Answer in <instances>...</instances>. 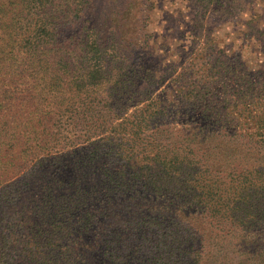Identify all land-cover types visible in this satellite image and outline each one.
<instances>
[{"label":"trees","instance_id":"1","mask_svg":"<svg viewBox=\"0 0 264 264\" xmlns=\"http://www.w3.org/2000/svg\"><path fill=\"white\" fill-rule=\"evenodd\" d=\"M187 1L201 33L264 8ZM92 5L0 0V264H264L259 76H159L137 53L152 5L101 24Z\"/></svg>","mask_w":264,"mask_h":264},{"label":"rangeland","instance_id":"2","mask_svg":"<svg viewBox=\"0 0 264 264\" xmlns=\"http://www.w3.org/2000/svg\"><path fill=\"white\" fill-rule=\"evenodd\" d=\"M92 2V15L100 24L103 23L101 21L127 13L129 9L134 12L141 6L140 4L145 13L143 4L146 3L147 8L152 5L149 16L145 14L144 25L140 27L147 44L143 49H137V53H142L145 58H151L150 66H153V63L154 66H159V76L170 62L180 60L191 64L194 73L198 72L203 76L202 79H198L199 87H202L209 84L204 79L206 76L217 78V61L233 60L231 66L236 70L233 76L236 84L246 75L259 76L261 83H257L259 80L253 83L255 91L260 89L259 84H264V8L260 5H252L244 13L235 11L232 13L235 15L234 18L229 21L211 19V23L206 25V29L201 33L193 28V15L187 0H92ZM106 39L110 40L107 37ZM193 64L201 69L195 70ZM180 72H183L181 67L178 73ZM163 88L161 86L158 93L162 92ZM205 88L201 91L209 92L208 100L220 102L217 92L219 88L215 84H211L210 90ZM232 91H237V88L230 92ZM230 95L238 104L234 95ZM237 252L240 255V251Z\"/></svg>","mask_w":264,"mask_h":264}]
</instances>
